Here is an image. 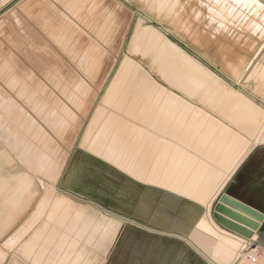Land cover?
<instances>
[{
    "label": "bare ground",
    "instance_id": "obj_1",
    "mask_svg": "<svg viewBox=\"0 0 264 264\" xmlns=\"http://www.w3.org/2000/svg\"><path fill=\"white\" fill-rule=\"evenodd\" d=\"M8 1H2L0 7ZM145 1H149V8L146 7L149 13L156 11L157 16L162 12L175 13L173 28L160 24L164 32L178 28L176 16L182 8L180 0ZM156 1L154 7L151 3ZM50 3L58 20L50 22L38 17L35 23L50 41L71 55L76 75L65 79L59 68H54L47 72L51 78L46 86L30 84L27 78L34 71L21 72L17 69L18 60L10 64L8 57H3L0 73L10 76L7 86L15 88V95L0 94V137L12 140V146H21L22 161L34 175H43L52 189L58 191L62 162L58 156L59 146L54 143H60L67 129L77 126V120L82 118L85 120L83 128L88 124L79 148L92 155H89L91 170L99 167L95 159L98 157L135 180L143 182L141 179H144L145 183L164 187L202 204L205 210L190 232L189 242L199 245L209 264H264L263 256L256 258L257 253L250 248L252 240L262 241V237H256L258 230L254 231L252 240L245 239L216 225L210 214L213 198L252 146L264 143V107L190 58L162 31L144 25L141 17L113 76L106 74L99 84L102 54L108 50L109 34L117 25L115 12H102L100 0H51ZM202 4L207 5L212 16L226 20L227 24L235 25L237 20L236 25L251 28L256 34L262 28L255 17L264 19L263 1L207 0ZM250 5L253 7L251 17L244 12ZM31 8L28 2L13 14L29 19ZM142 15L153 19L146 13ZM81 35H86V43L82 42ZM191 40L199 42L196 36ZM141 60H146L148 69L141 65ZM243 63V60L229 62V67L236 73ZM251 76L258 80L264 93V62L256 65ZM47 89H50L48 95ZM93 90L100 94L97 100L100 107L95 109V104L85 118L86 96ZM25 182L29 187L32 181ZM41 201H37L36 211L29 215L31 218L25 226L11 234L1 246L11 249L24 233H31L43 218L45 207L41 209ZM5 255V251L0 253V262Z\"/></svg>",
    "mask_w": 264,
    "mask_h": 264
},
{
    "label": "rangeland",
    "instance_id": "obj_2",
    "mask_svg": "<svg viewBox=\"0 0 264 264\" xmlns=\"http://www.w3.org/2000/svg\"><path fill=\"white\" fill-rule=\"evenodd\" d=\"M2 1L5 2V0ZM2 1L0 0V3ZM50 1L10 0L0 7V56L7 55L13 60V64L18 60L20 66L17 69L20 68L18 70L21 72H30L32 69L34 74L29 77L30 81H38L42 86H46V82L50 81L51 76L47 74L50 69L59 68L63 74L60 76L65 79L76 75L74 71L75 61L70 57L71 55L61 46L50 41L45 34L38 30V25L35 23L38 17L47 19L50 22L58 20V14H56V11H53L54 9L52 10ZM260 1L264 2V0ZM28 2L32 3L33 15H31V19L24 20L20 16L15 17L13 12L17 13L18 8ZM201 2L207 3V0H180L182 8L176 16L178 28L170 33H166L161 29L160 24L173 28L172 19L175 13L169 12V14H166L162 12V15L158 16L156 15V11L149 13V1L145 0H100L99 9L102 12L114 11L117 16V25H115L109 34L108 50L102 54L99 84H101L106 74H109L108 77L110 75L113 76L116 66L119 65L126 54L127 46L135 31L136 22L141 17L144 25L149 24L162 31L168 39L177 43L190 58L199 61L228 85L264 107V93L261 90V85L256 78L251 76V72L256 65L264 62V19L255 17L262 28L257 30V34L252 33L251 28L248 29L244 28V26L236 25L238 23L237 20L234 21L235 25H233L227 24L226 20L224 21L221 18L212 16L208 11L207 5H201ZM151 4L155 7L157 1ZM252 8L251 5L244 8V12L250 17L253 16ZM142 13L151 15L153 19L146 18ZM239 19L241 20V18ZM194 36L199 40L198 44L191 40ZM80 38L83 40V43L87 42L86 35H81ZM17 54L19 55L17 56ZM238 60L244 61L243 67L234 73L229 67V62H237ZM140 63L144 68H149L146 60H141ZM38 77L41 81L38 80ZM152 77L156 80L158 79L155 74H152ZM159 81L161 82V80ZM45 93L48 95L50 89H47ZM99 95L95 90L87 94L86 103L83 108L86 114H83V117L87 118L88 113L95 104H97L95 109L100 107V104L97 103ZM237 115L242 114L238 113ZM79 119L77 120V126L71 125L63 134L60 143H54V145L59 146L61 158L63 159L64 157L66 161L71 160L73 147L78 144V141L81 144L85 136L88 122L83 128L85 120ZM0 138L5 140L3 137ZM5 142L13 143L12 140L8 141L7 139ZM131 175L134 176V174ZM107 177L109 178V175ZM59 180L60 178H57V184ZM141 180L145 181L144 179ZM46 184L48 182L41 183L44 187V193L39 198L40 201L43 198L41 201L42 205L40 206L41 209L43 210L45 207L43 221L36 227V229H39V239L34 248V253L28 255V259L34 264H39L43 258H46L44 264H93L94 259L97 257L100 264L102 262L101 259L105 257L116 237L120 235V232L126 225L125 222L117 221L111 217L105 218L95 215L93 209L87 205H82L84 199L79 197V201L83 202L80 204L74 198L54 191L50 184ZM228 186H230V192L248 200L255 208L264 212V143L252 146L250 152L238 165L222 190L228 188ZM45 190L47 191L45 192ZM112 190L116 191V189ZM96 195L95 192H92L90 196L95 198ZM44 196L46 197L44 198ZM75 197L77 198V196ZM100 198L101 200H99ZM105 198V195L97 197V204H100L103 200L104 203L108 202ZM99 206L105 209L102 204ZM47 208L48 212L46 211ZM113 212L115 215L124 216L129 219L131 218L130 215L134 214L130 209L124 212L125 215L118 211ZM131 220L134 219L131 218ZM135 221L138 222L137 220ZM133 229L137 230L135 227ZM257 233L258 236L263 235L262 237H264L263 232L259 233L257 231ZM197 246L199 247V245ZM0 253H4L1 247ZM257 255H262L264 258L263 247H259V254H256V258ZM6 263H11V261H7Z\"/></svg>",
    "mask_w": 264,
    "mask_h": 264
},
{
    "label": "crops",
    "instance_id": "obj_3",
    "mask_svg": "<svg viewBox=\"0 0 264 264\" xmlns=\"http://www.w3.org/2000/svg\"><path fill=\"white\" fill-rule=\"evenodd\" d=\"M31 15H33L32 8ZM3 57L7 58L8 56L2 55L0 57L1 63ZM8 59L10 64H13V60L10 57ZM9 77L5 72L0 73V94L15 95V88L13 90L7 86ZM38 80H40L39 77ZM27 81L30 84H39L38 81H30L29 78H27ZM46 83L48 84L49 81ZM78 145L79 141L73 147V156L70 161H66L64 157L62 159L60 149L58 151L62 169L57 184L60 190L57 192L74 198L80 204L83 202L79 201V197L84 199L82 205H87L93 209L95 215L105 218L111 217L121 222L131 221L150 229L149 233H143L125 225L120 235L116 237L111 245V250L109 249L110 251L108 250L105 257L101 259L100 264H204L202 259L194 253V249L204 259H207L206 253L203 252V254L198 246L194 245V242H189V234L205 210L202 204L164 187L135 180V178L98 157H95V159L98 160L99 167L91 170L89 157L92 155L85 153ZM21 148V146H12V143H6L5 140L0 138V192H2L0 193V247L6 253L5 260L1 264H7V261L15 264H34L27 256L34 253V248L39 239V229H36V227L43 221L41 219L37 222L29 237L30 231L24 233L11 249H5L1 246L11 234L25 226L31 218L38 199L44 193L41 183L48 182V179L43 175H34L33 171L25 164V161H22L24 157L20 155ZM22 180L32 182L28 187L26 182L24 183ZM110 187L116 189V191ZM92 192L97 194L95 198L92 197L93 195L90 196ZM229 194L253 206L241 196L230 191ZM103 195L108 200L105 203L104 200L100 202L105 209L97 204V197ZM8 197L10 198L8 199ZM129 209L134 212L130 215L134 220L115 215L113 212L118 211L125 215L124 212L129 211ZM46 211L48 212V208ZM258 232L264 233V222ZM256 234L257 238L263 236ZM261 242L264 243V237H262ZM21 244L23 245L20 250ZM254 250L259 254V247L254 248ZM45 259L43 258L39 264H44ZM93 264H99L97 257L94 259Z\"/></svg>",
    "mask_w": 264,
    "mask_h": 264
},
{
    "label": "water",
    "instance_id": "obj_4",
    "mask_svg": "<svg viewBox=\"0 0 264 264\" xmlns=\"http://www.w3.org/2000/svg\"><path fill=\"white\" fill-rule=\"evenodd\" d=\"M229 187L219 191L212 200L210 214L213 222L222 229L240 235L245 239L252 240L255 230H258L264 222V213L257 208L231 196ZM126 225L133 226L141 232H150V229L134 224L130 221H125ZM153 232V231H151ZM263 247L264 243L252 240L250 248ZM194 253L198 255L204 264H209L207 259H204L196 249Z\"/></svg>",
    "mask_w": 264,
    "mask_h": 264
},
{
    "label": "built area",
    "instance_id": "obj_5",
    "mask_svg": "<svg viewBox=\"0 0 264 264\" xmlns=\"http://www.w3.org/2000/svg\"><path fill=\"white\" fill-rule=\"evenodd\" d=\"M249 258H251V257H249Z\"/></svg>",
    "mask_w": 264,
    "mask_h": 264
}]
</instances>
